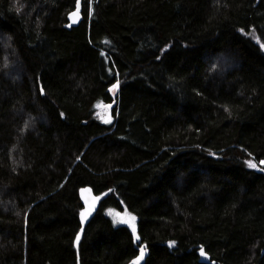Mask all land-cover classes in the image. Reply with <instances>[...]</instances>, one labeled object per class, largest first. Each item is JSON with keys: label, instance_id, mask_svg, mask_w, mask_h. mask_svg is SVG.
I'll list each match as a JSON object with an SVG mask.
<instances>
[{"label": "trees", "instance_id": "obj_1", "mask_svg": "<svg viewBox=\"0 0 264 264\" xmlns=\"http://www.w3.org/2000/svg\"><path fill=\"white\" fill-rule=\"evenodd\" d=\"M263 43L264 0H0V264H264Z\"/></svg>", "mask_w": 264, "mask_h": 264}, {"label": "water", "instance_id": "obj_2", "mask_svg": "<svg viewBox=\"0 0 264 264\" xmlns=\"http://www.w3.org/2000/svg\"><path fill=\"white\" fill-rule=\"evenodd\" d=\"M82 18V7L79 4L77 8L69 14V27L79 25ZM80 198L83 203L81 214L84 213L83 217L80 214L81 229L78 235L81 237L83 230L99 210L101 196L96 195L90 186H86L81 188Z\"/></svg>", "mask_w": 264, "mask_h": 264}, {"label": "rangeland", "instance_id": "obj_3", "mask_svg": "<svg viewBox=\"0 0 264 264\" xmlns=\"http://www.w3.org/2000/svg\"><path fill=\"white\" fill-rule=\"evenodd\" d=\"M92 6V4H91ZM93 11V10H92ZM92 13V12H91ZM258 41V40H257ZM263 47H264V43H263ZM118 93V88H115L113 89V94L116 96ZM114 106V103L113 104H109V105H102L100 107V110L98 112V115L101 119L105 120V119H109L110 118V115H111V111H112V108ZM111 215L114 217L115 221L117 223H122V224H126L130 227V229L132 230L134 236H135V239L136 241L139 243L140 240L137 239L138 236V232H137V225H136V219H134V221H131L130 223H125L123 221H128L131 217H134L133 215H131L128 211H122V212H111ZM133 225L135 227V231H133ZM140 247V251L141 249L144 250V255L143 257L145 256L146 254V248L144 245L140 244L139 245ZM143 257L141 258V256L139 257V259L137 260V262L139 263L140 261L143 260ZM136 262V263H137Z\"/></svg>", "mask_w": 264, "mask_h": 264}, {"label": "snow or ice", "instance_id": "obj_4", "mask_svg": "<svg viewBox=\"0 0 264 264\" xmlns=\"http://www.w3.org/2000/svg\"><path fill=\"white\" fill-rule=\"evenodd\" d=\"M74 15H75V14H74ZM248 163H249V167H251V168H256V167H257V165H256L255 163H253L252 161H249ZM260 163H261V164H264V160L260 161ZM262 170H264V169H262ZM81 215H82V217H83V216H84V213H82ZM134 219H135V217H131L128 221H123V222H125V223H130L131 221H134ZM133 231H135V227H134V225H133ZM137 239H139V237H137ZM79 240H80V236L78 235V236L76 237V242H77V244L79 243ZM173 243H174V242H173ZM201 253H202V254H205V253L203 252V249H201ZM143 255H144V250L141 249V251H140V256H141V258L143 257ZM137 264H138V262H137Z\"/></svg>", "mask_w": 264, "mask_h": 264}, {"label": "bare ground", "instance_id": "obj_5", "mask_svg": "<svg viewBox=\"0 0 264 264\" xmlns=\"http://www.w3.org/2000/svg\"><path fill=\"white\" fill-rule=\"evenodd\" d=\"M73 11V10H72Z\"/></svg>", "mask_w": 264, "mask_h": 264}]
</instances>
